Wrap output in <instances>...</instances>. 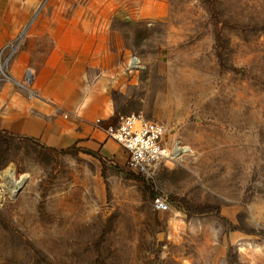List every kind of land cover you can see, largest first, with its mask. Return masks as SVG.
Masks as SVG:
<instances>
[{
	"label": "rangeland",
	"instance_id": "374dc122",
	"mask_svg": "<svg viewBox=\"0 0 264 264\" xmlns=\"http://www.w3.org/2000/svg\"><path fill=\"white\" fill-rule=\"evenodd\" d=\"M12 3L26 22L0 78L54 25L61 57L86 61L83 110L160 122L186 152L138 176L101 132L56 148L0 128V264H264V0Z\"/></svg>",
	"mask_w": 264,
	"mask_h": 264
},
{
	"label": "crops",
	"instance_id": "0c3cea01",
	"mask_svg": "<svg viewBox=\"0 0 264 264\" xmlns=\"http://www.w3.org/2000/svg\"><path fill=\"white\" fill-rule=\"evenodd\" d=\"M13 1L0 0V51L20 31L21 15L26 22V9L16 7ZM42 35L44 40L39 38ZM60 48L54 25L51 28L37 25L23 39L10 59L7 73L0 78V128L56 148L96 143L95 139L101 136L99 132H103L94 125V112L81 107L84 78L78 68L84 69L86 61L78 57L76 64L74 60L68 64L61 57L64 53ZM27 67L35 71L33 97L18 86Z\"/></svg>",
	"mask_w": 264,
	"mask_h": 264
},
{
	"label": "built area",
	"instance_id": "2783aa9c",
	"mask_svg": "<svg viewBox=\"0 0 264 264\" xmlns=\"http://www.w3.org/2000/svg\"><path fill=\"white\" fill-rule=\"evenodd\" d=\"M35 73L27 67L23 79L18 85L28 91L29 97L35 96V91L30 88L34 81ZM96 128L110 140L117 143L125 153L127 169L138 176H149L153 169L161 163H173L182 157L185 146L176 143L168 146L166 127L157 121L146 119L137 114H118L108 118H96ZM156 210L168 209V204L161 196L153 200Z\"/></svg>",
	"mask_w": 264,
	"mask_h": 264
},
{
	"label": "bare ground",
	"instance_id": "6f19581e",
	"mask_svg": "<svg viewBox=\"0 0 264 264\" xmlns=\"http://www.w3.org/2000/svg\"><path fill=\"white\" fill-rule=\"evenodd\" d=\"M132 59H133V58H132ZM136 61H137V60H136ZM133 63H134V61H133ZM2 67H3V66H1V70H2ZM5 176L8 178V180H9L10 183H11V187H9L11 193L15 192V190H16L17 188H19V186L21 185V179H17V178H15L14 175H13V172H12V171H9V170L6 171Z\"/></svg>",
	"mask_w": 264,
	"mask_h": 264
},
{
	"label": "water",
	"instance_id": "95a60500",
	"mask_svg": "<svg viewBox=\"0 0 264 264\" xmlns=\"http://www.w3.org/2000/svg\"><path fill=\"white\" fill-rule=\"evenodd\" d=\"M37 13H38V11H37ZM37 13H36V14H37ZM33 19H34V17H33ZM33 19L30 21V23L28 24V26L26 27V29L23 31V33L21 34V37H20V38H22V36L25 35L26 30H27V28L31 25ZM17 45H18V44H17ZM1 66H4V64L0 63V72L2 71V70H1Z\"/></svg>",
	"mask_w": 264,
	"mask_h": 264
},
{
	"label": "trees",
	"instance_id": "16d2710c",
	"mask_svg": "<svg viewBox=\"0 0 264 264\" xmlns=\"http://www.w3.org/2000/svg\"><path fill=\"white\" fill-rule=\"evenodd\" d=\"M133 174V173H132ZM135 175V174H134Z\"/></svg>",
	"mask_w": 264,
	"mask_h": 264
}]
</instances>
